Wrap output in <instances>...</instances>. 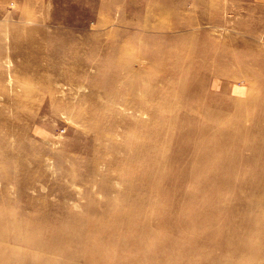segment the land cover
<instances>
[{
	"label": "rangeland",
	"instance_id": "374dc122",
	"mask_svg": "<svg viewBox=\"0 0 264 264\" xmlns=\"http://www.w3.org/2000/svg\"><path fill=\"white\" fill-rule=\"evenodd\" d=\"M0 264H264V0H0Z\"/></svg>",
	"mask_w": 264,
	"mask_h": 264
},
{
	"label": "crops",
	"instance_id": "0c3cea01",
	"mask_svg": "<svg viewBox=\"0 0 264 264\" xmlns=\"http://www.w3.org/2000/svg\"><path fill=\"white\" fill-rule=\"evenodd\" d=\"M214 82H215V84H217L218 82L216 81V79L214 80ZM214 82H213V84H214ZM223 83H226V81H223ZM232 92L237 96H239V94H243L242 93V89L241 88H236V87H233V89H232Z\"/></svg>",
	"mask_w": 264,
	"mask_h": 264
},
{
	"label": "bare ground",
	"instance_id": "6f19581e",
	"mask_svg": "<svg viewBox=\"0 0 264 264\" xmlns=\"http://www.w3.org/2000/svg\"><path fill=\"white\" fill-rule=\"evenodd\" d=\"M243 45H244V44H243ZM129 93H130V91H129ZM142 96H143V95H142ZM261 126H262V125H261ZM261 126H260V127H261ZM258 131L260 132V130H258ZM262 132H263V131H262ZM129 221H130V220H129ZM132 221H133V220H132ZM140 223H141V222H140ZM138 224H139V223H138ZM142 226H144V225H142ZM142 226H141V227H142ZM191 227H192V226H191ZM193 227H194V226H193Z\"/></svg>",
	"mask_w": 264,
	"mask_h": 264
}]
</instances>
